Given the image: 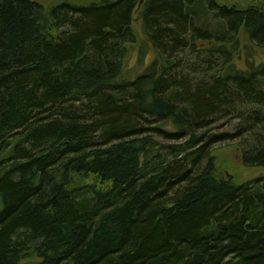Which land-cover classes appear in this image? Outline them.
Returning <instances> with one entry per match:
<instances>
[{"label":"trees","instance_id":"trees-1","mask_svg":"<svg viewBox=\"0 0 264 264\" xmlns=\"http://www.w3.org/2000/svg\"><path fill=\"white\" fill-rule=\"evenodd\" d=\"M137 10L156 58L124 79ZM241 34L264 48V0H0V264H264V177L211 157L234 118L264 168Z\"/></svg>","mask_w":264,"mask_h":264},{"label":"rangeland","instance_id":"rangeland-1","mask_svg":"<svg viewBox=\"0 0 264 264\" xmlns=\"http://www.w3.org/2000/svg\"><path fill=\"white\" fill-rule=\"evenodd\" d=\"M39 4H47L50 0H31ZM226 1V0H225ZM233 5L238 2L248 3L254 2V0H227ZM257 1V0H256ZM139 10L133 14L132 29L137 36V44L129 48V55L125 61V72L122 78L130 79L138 72L142 71L153 59H155L154 52L150 44L146 41L145 37L141 33L140 21L138 18ZM236 44V53L238 58H234V63L238 69L243 70L249 65L259 64L264 62V48L257 49L250 41L245 39L243 34L239 37ZM145 50L144 57L139 56V52ZM247 50V51H246ZM239 127V120L234 118H223L217 121L210 130V134L217 135H229L233 137L230 142L221 143L216 145L211 150V157L214 163L215 175L218 179L224 181H230L236 185H242L251 182L257 178L264 177V168H246L241 163L240 145L243 138L240 139L237 135V129ZM247 136V135H246ZM160 145H177L176 142H167L156 136L153 138ZM247 139V138H246ZM245 141H248L246 140ZM242 143V144H241ZM251 142L248 141V144ZM92 180L86 179V183H90Z\"/></svg>","mask_w":264,"mask_h":264}]
</instances>
